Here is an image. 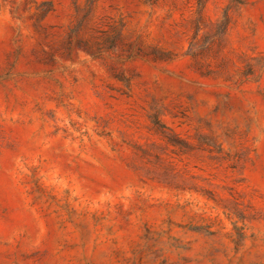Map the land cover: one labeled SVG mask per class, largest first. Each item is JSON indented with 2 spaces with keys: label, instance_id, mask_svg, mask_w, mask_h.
I'll list each match as a JSON object with an SVG mask.
<instances>
[{
  "label": "rangeland",
  "instance_id": "1",
  "mask_svg": "<svg viewBox=\"0 0 264 264\" xmlns=\"http://www.w3.org/2000/svg\"><path fill=\"white\" fill-rule=\"evenodd\" d=\"M0 264H264V0H0Z\"/></svg>",
  "mask_w": 264,
  "mask_h": 264
}]
</instances>
